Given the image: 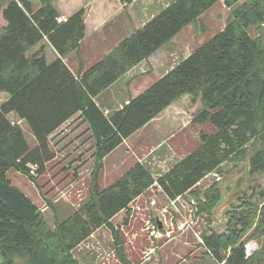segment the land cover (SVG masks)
<instances>
[{"label":"trees","instance_id":"trees-1","mask_svg":"<svg viewBox=\"0 0 264 264\" xmlns=\"http://www.w3.org/2000/svg\"><path fill=\"white\" fill-rule=\"evenodd\" d=\"M19 1L22 5L18 0L7 3L3 11L7 25L0 32V92L9 94L0 105L3 264H82L74 249L104 224L112 227L111 219L155 181L174 200L196 186L207 173L221 171L228 160H246L250 175H264V33L252 36L249 32L250 27L264 24V0H224L231 10L224 30L110 116L95 97L186 26L198 24L202 15L220 0H175L81 76L62 58L49 63L44 47L32 56L28 52L44 38L63 57L76 49L86 32L85 10L59 22L60 13L53 0H40L39 9H35L32 0ZM183 96H191L193 103L200 101L204 105L192 122L211 123L215 131H202L199 146L158 178L138 161L112 185L98 191L94 172L95 196L65 220L57 219L55 227L48 224L41 208L9 177L12 169L34 181L43 174L57 155L50 136L80 112L96 140L99 170L110 152ZM12 112L28 123L38 142L35 148L29 145L22 126L8 117ZM30 165H35V173ZM260 198L258 205L244 201V208L230 209L227 230L207 237L217 259H223L224 241L229 243L236 237L234 222L241 217L247 221L251 214L254 219L259 205L264 203V186ZM207 199L215 203V208L222 199L220 191ZM249 258L243 245L236 244L228 262L264 264V247Z\"/></svg>","mask_w":264,"mask_h":264},{"label":"rangeland","instance_id":"rangeland-1","mask_svg":"<svg viewBox=\"0 0 264 264\" xmlns=\"http://www.w3.org/2000/svg\"><path fill=\"white\" fill-rule=\"evenodd\" d=\"M120 1L127 7L134 0L130 3ZM230 13L225 1L220 0L203 14L198 24L193 23L183 30L180 42H190L191 49L198 48L224 30ZM249 32L252 36L263 34L264 24L259 28L250 27ZM180 48L182 46L177 44L174 49L178 52ZM79 59L82 62V58ZM82 69L84 71V67ZM126 74L95 97L108 116L112 114L109 109L119 107L131 92L124 82ZM147 80L143 76L138 84L134 83V87ZM133 81L134 78H131L128 86ZM143 87L140 85L139 89ZM7 95L0 92V105ZM188 98H180L160 121L151 122L127 138L106 160L103 159L99 170L96 165V140L89 122L80 112L50 136L57 155L47 164L43 174L34 181L25 173L12 169L9 177L41 208L48 224L55 227L57 219L65 220L90 201L97 193L96 187L101 191L112 185L136 162L143 160L158 178L163 170L171 168L199 146L202 131L214 132L215 127L211 123L192 122L204 105L200 101L193 103L191 96ZM8 117L25 129L28 143L34 148L37 140L29 125L20 123L16 114L11 113ZM249 169L246 160L225 161L219 176L214 172L207 173L196 186L176 200H171L155 182L111 219L112 227L104 224L74 249V255L82 264H229L234 245L242 244L245 248L246 244L253 243L256 246L253 256L264 247V203L259 205L253 220L254 214H251L247 221L241 217L234 222L236 237L229 243L224 241L225 246L221 250L223 259H217L207 242V237L226 227L220 222L222 215L214 217L212 214L215 203L209 202L208 196L216 197L220 191L222 199L232 200L229 209L235 210L240 209L244 201L253 205L261 203L264 175H250ZM94 172L98 177L96 187ZM217 187L220 190H214ZM3 262L0 253V264Z\"/></svg>","mask_w":264,"mask_h":264},{"label":"crops","instance_id":"crops-1","mask_svg":"<svg viewBox=\"0 0 264 264\" xmlns=\"http://www.w3.org/2000/svg\"><path fill=\"white\" fill-rule=\"evenodd\" d=\"M9 1L10 0H0V21H1L0 29L2 30L7 25V21L3 16V11ZM32 1L34 3L35 9H39L42 6L40 0H32ZM174 1L175 0H134L130 5L125 7V5L120 0H84V2L83 0H53V4L60 13V16L64 15L70 17L78 10L85 9L86 32L84 39L81 41L79 46L72 51V53H69L67 56L63 57L52 46L49 40L47 38L46 39L44 38L42 42L38 43L32 49L29 50L28 55L29 53H31V55L29 56H32L41 47H44L45 54L49 63H52L58 58H62L77 76L79 75L81 76L87 69L92 67L98 61H100L103 58V56H105L115 47H117L124 39L129 37L135 31L142 28L148 21H150L154 16L159 14L162 10H164ZM183 30L180 31L170 41H168L164 46H162L160 49L154 52L151 56L138 63L129 72H127V74L125 75L124 82L131 92L129 96L125 98L124 103L122 102L119 107L114 109H109L110 111H112V113L121 110L124 106H126L130 102L132 98L137 96L139 93L143 92L147 87H149L152 83H154L156 80L161 78L164 74H166L169 70H171L176 64H178L180 61H182L184 58H186L195 50L193 48L191 49L190 42L184 43V41L182 40H181L182 42H180L181 34ZM46 41H48V43H45ZM177 44L182 46V48H180L178 52H176V49H174ZM79 57L82 58V62L79 59ZM82 67H84V71ZM143 76H145V78H148V80L145 81V83L139 84L135 88L134 83L140 81V79ZM131 78H134L135 81H133L131 85L128 86L129 84L128 81ZM140 85L144 87L142 89H139ZM132 87H134L135 89L134 91L131 90ZM7 96L8 97L3 102H5L9 98V94ZM183 97L186 99H190L188 98L189 96H183ZM95 100L98 99L95 98ZM98 105L101 107L103 111L105 110V108L101 105V103H98ZM171 106L172 105H170L161 114L160 117L153 119L152 121L147 123L144 127L148 126L151 122L160 121L161 118H163L167 114V112H169ZM12 114H16V113L12 112ZM78 114L80 115L81 113ZM18 119L20 123L26 122L25 120L21 119L19 116ZM67 123H65V125ZM23 130L25 131L24 128ZM37 144L34 146V148L37 146ZM115 149L112 152H114ZM109 155H111V152L105 157L104 160H106L109 157ZM141 162L144 163L143 160H141ZM146 166L151 170L154 177H156L157 174H155L148 165ZM169 169L170 168L168 167L167 169L163 170L158 176H161L164 172H166Z\"/></svg>","mask_w":264,"mask_h":264},{"label":"water","instance_id":"water-1","mask_svg":"<svg viewBox=\"0 0 264 264\" xmlns=\"http://www.w3.org/2000/svg\"><path fill=\"white\" fill-rule=\"evenodd\" d=\"M234 200V199H233ZM232 200L230 199H222L218 205L214 208L212 214L214 215V217L216 215H222L223 218L220 219V222L222 223H225L226 224V227H224V229L222 231H218L219 234L225 232L228 228V224L231 220V218L227 215V213L230 211L229 207H230V204H231ZM159 221V220H158ZM159 224L161 227H163L162 223L159 221ZM217 224V221L214 220V225Z\"/></svg>","mask_w":264,"mask_h":264},{"label":"built area","instance_id":"built-area-1","mask_svg":"<svg viewBox=\"0 0 264 264\" xmlns=\"http://www.w3.org/2000/svg\"><path fill=\"white\" fill-rule=\"evenodd\" d=\"M18 2H19V4L22 5V3L19 0H18ZM57 19H58L59 22H63V21H66L68 19V17H66V16H58ZM30 166H31V170L35 173V169H36L35 165H30ZM214 173L219 176L218 172L215 171ZM219 179H220V177H219ZM155 182L158 184L157 181H155ZM176 199H174V200H176ZM201 241L203 242V239ZM255 250H256V246L253 243L246 244L245 245L246 257L247 258L251 257Z\"/></svg>","mask_w":264,"mask_h":264}]
</instances>
